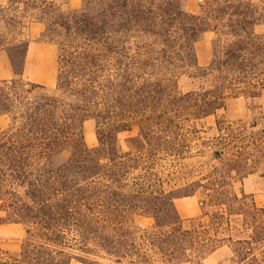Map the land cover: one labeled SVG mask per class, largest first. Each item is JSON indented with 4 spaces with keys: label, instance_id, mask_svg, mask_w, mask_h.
Returning <instances> with one entry per match:
<instances>
[{
    "label": "trees",
    "instance_id": "obj_1",
    "mask_svg": "<svg viewBox=\"0 0 264 264\" xmlns=\"http://www.w3.org/2000/svg\"><path fill=\"white\" fill-rule=\"evenodd\" d=\"M188 1L83 0L75 11L60 0H0V23L21 31L15 12L32 16L58 51L55 88L24 78L29 39L18 40L19 56L8 52L15 76L0 80V118L9 121L0 130V227L25 230L14 264H158L149 250L161 264H201L223 246L235 264H264V207L233 191L251 158L241 148L224 159L233 142L223 122L218 166L183 179L164 165L190 154L195 123L247 95L249 77L264 89V37L255 33L264 15L253 0H205L198 14ZM206 33L215 34L213 57L202 68L195 42ZM182 76L211 81L183 92ZM134 129L131 141L143 146L124 152L119 135ZM198 194L202 215L182 218L176 201ZM136 216L153 224L142 228Z\"/></svg>",
    "mask_w": 264,
    "mask_h": 264
},
{
    "label": "rangeland",
    "instance_id": "obj_2",
    "mask_svg": "<svg viewBox=\"0 0 264 264\" xmlns=\"http://www.w3.org/2000/svg\"><path fill=\"white\" fill-rule=\"evenodd\" d=\"M254 6L258 7V16L264 15V0H253ZM66 10L78 11L82 8L83 0H60ZM186 10L191 14L200 13L201 7L205 5V0H189L185 4ZM20 12V11H19ZM14 19L23 22L25 29L20 31L19 26L11 27L10 25L1 23L0 42L5 50L14 55H20L18 40L29 39L34 41H42L41 36L31 38L27 32V27L32 21V16L15 12ZM23 16L26 18L23 19ZM7 20V19H6ZM22 32L20 35L19 33ZM255 33L264 37V25L259 24L255 27ZM215 39L214 33H206L199 36L195 42V51L198 58L199 66L202 68L208 67L213 57V43ZM16 40V41H15ZM12 41H15L12 44ZM16 43V44H15ZM55 54L46 53L41 62L42 68H47L50 60L57 64V47L55 46ZM261 68H264L261 65ZM202 72H196L200 75ZM258 79V80H257ZM249 77L246 88L247 95L239 99H228L226 110L219 111L217 115L206 118L205 120L195 123L194 127L197 132L191 134V152L186 155L181 161H174L172 158H167L164 162L168 170H172L171 165H177L174 171H179L178 176L183 179H198L201 175L206 174L213 166H218L220 160L215 159L214 152L221 150L220 146H216V139L220 136L217 130V122H223L226 129L223 131L224 136L233 142L231 146L224 148V159L233 157L236 150L243 153L246 152L250 157L249 167L253 168L252 172L246 175L245 178L237 177L233 183V191L239 196L242 194L249 195L258 207H264V89L260 88L262 84L261 77ZM210 80L200 77L182 76L179 80V88L183 92L197 90L200 87H207ZM254 87V88H253ZM255 87L259 90L260 96L252 98ZM52 88H55L52 87ZM3 127V122L0 121V129ZM194 132V128H191ZM86 142L89 147L98 145L96 138V123L88 121L84 128ZM138 135V131L134 129L131 132H123L119 135V145L122 151L134 150L143 146L140 141H131ZM207 143V144H203ZM223 149V147H222ZM260 150L261 153H258ZM250 172V171H249ZM182 179V181H183ZM201 200L203 196L198 194L195 198H187L176 201L177 209L184 219H195L202 215ZM211 210V209H207ZM190 211V212H189ZM208 211V212H209ZM193 214L188 217V215ZM135 223L142 228H147L153 224V221L146 217L136 216ZM236 230L242 232L240 223L236 224ZM235 231V233H237ZM25 236V230L22 225H5L0 227V264H14L12 258L20 253L22 239ZM150 258L161 264L163 258L154 250H149ZM12 257V258H10ZM233 252L228 246H223L217 252L207 256L201 261V264H235L233 260ZM104 264H116L113 259L107 257L100 259ZM72 264H82L78 261H73ZM122 264H128L123 262ZM190 264V263H184Z\"/></svg>",
    "mask_w": 264,
    "mask_h": 264
},
{
    "label": "crops",
    "instance_id": "obj_3",
    "mask_svg": "<svg viewBox=\"0 0 264 264\" xmlns=\"http://www.w3.org/2000/svg\"><path fill=\"white\" fill-rule=\"evenodd\" d=\"M43 31H44V25L39 22H31L27 27V32L30 34L31 38L33 39L41 36ZM0 34H1V23H0ZM55 51H56L55 45L53 44L45 43L42 41L30 40L25 69H24V78L33 83L41 84L50 88L54 87L56 85L57 64L54 61L52 62V60H50L48 63L49 64L48 67L44 69L41 67V62L43 61L44 59L43 56L46 53L49 52L51 54L52 53L55 54ZM14 76L15 74L13 72L9 56L6 54L5 50L2 49L0 50V80H10ZM0 121L3 122V127L0 130H3L8 126L9 121L6 117H1ZM178 200H182V199H178ZM192 215L193 214H190L188 215V217ZM11 225H17V224H11Z\"/></svg>",
    "mask_w": 264,
    "mask_h": 264
}]
</instances>
